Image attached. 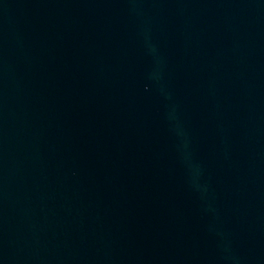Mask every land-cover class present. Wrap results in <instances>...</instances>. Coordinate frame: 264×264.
Instances as JSON below:
<instances>
[{"label": "water", "instance_id": "obj_1", "mask_svg": "<svg viewBox=\"0 0 264 264\" xmlns=\"http://www.w3.org/2000/svg\"><path fill=\"white\" fill-rule=\"evenodd\" d=\"M0 264H264V0H0Z\"/></svg>", "mask_w": 264, "mask_h": 264}]
</instances>
